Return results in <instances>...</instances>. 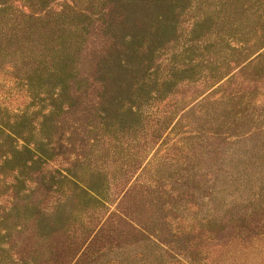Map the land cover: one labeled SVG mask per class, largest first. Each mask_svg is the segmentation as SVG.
I'll list each match as a JSON object with an SVG mask.
<instances>
[{
	"label": "rangeland",
	"instance_id": "obj_1",
	"mask_svg": "<svg viewBox=\"0 0 264 264\" xmlns=\"http://www.w3.org/2000/svg\"><path fill=\"white\" fill-rule=\"evenodd\" d=\"M0 264H264V0H0Z\"/></svg>",
	"mask_w": 264,
	"mask_h": 264
}]
</instances>
